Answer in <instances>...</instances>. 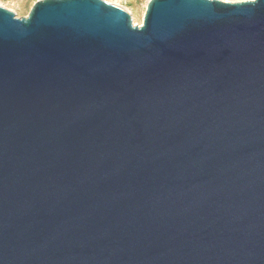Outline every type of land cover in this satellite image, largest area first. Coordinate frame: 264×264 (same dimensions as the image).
I'll use <instances>...</instances> for the list:
<instances>
[{"label":"water","instance_id":"water-1","mask_svg":"<svg viewBox=\"0 0 264 264\" xmlns=\"http://www.w3.org/2000/svg\"><path fill=\"white\" fill-rule=\"evenodd\" d=\"M0 264H264V0L0 7Z\"/></svg>","mask_w":264,"mask_h":264},{"label":"rangeland","instance_id":"rangeland-1","mask_svg":"<svg viewBox=\"0 0 264 264\" xmlns=\"http://www.w3.org/2000/svg\"><path fill=\"white\" fill-rule=\"evenodd\" d=\"M39 0H0V7L13 12L17 18L26 17L35 2ZM125 10L131 17L133 26H141L147 3L150 0H103ZM235 3L249 0H220Z\"/></svg>","mask_w":264,"mask_h":264}]
</instances>
